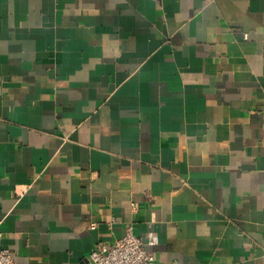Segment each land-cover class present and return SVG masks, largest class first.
<instances>
[{"label":"crops","instance_id":"0c3cea01","mask_svg":"<svg viewBox=\"0 0 264 264\" xmlns=\"http://www.w3.org/2000/svg\"><path fill=\"white\" fill-rule=\"evenodd\" d=\"M129 225L264 264V0H0V248L90 264Z\"/></svg>","mask_w":264,"mask_h":264},{"label":"built area","instance_id":"2783aa9c","mask_svg":"<svg viewBox=\"0 0 264 264\" xmlns=\"http://www.w3.org/2000/svg\"><path fill=\"white\" fill-rule=\"evenodd\" d=\"M89 228L96 227V221H91ZM1 236V235H0ZM156 237L149 232L147 242L133 232L131 225L127 226L123 236L111 244L99 243L90 252V264H154L155 257L145 248V243L155 244ZM0 264H22L7 248H0Z\"/></svg>","mask_w":264,"mask_h":264}]
</instances>
